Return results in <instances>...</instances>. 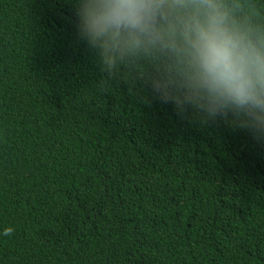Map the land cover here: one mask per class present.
Instances as JSON below:
<instances>
[{
    "label": "trees",
    "instance_id": "16d2710c",
    "mask_svg": "<svg viewBox=\"0 0 264 264\" xmlns=\"http://www.w3.org/2000/svg\"><path fill=\"white\" fill-rule=\"evenodd\" d=\"M78 8L0 0V264H264V140L108 77Z\"/></svg>",
    "mask_w": 264,
    "mask_h": 264
},
{
    "label": "clouds",
    "instance_id": "9594fccd",
    "mask_svg": "<svg viewBox=\"0 0 264 264\" xmlns=\"http://www.w3.org/2000/svg\"><path fill=\"white\" fill-rule=\"evenodd\" d=\"M78 32L108 77L144 63L166 103L264 140V15L248 0H78ZM6 228L3 235H10Z\"/></svg>",
    "mask_w": 264,
    "mask_h": 264
}]
</instances>
